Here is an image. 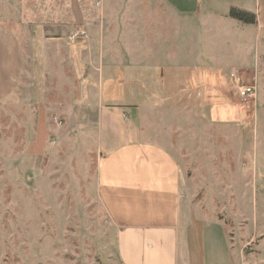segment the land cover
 <instances>
[{
    "label": "rangeland",
    "instance_id": "obj_1",
    "mask_svg": "<svg viewBox=\"0 0 264 264\" xmlns=\"http://www.w3.org/2000/svg\"><path fill=\"white\" fill-rule=\"evenodd\" d=\"M19 3L0 14L24 52L21 84L0 101V264H122L97 161L135 141L179 160L198 242L228 236L264 264L258 22L181 17L155 0ZM248 84L257 94L243 100Z\"/></svg>",
    "mask_w": 264,
    "mask_h": 264
},
{
    "label": "crops",
    "instance_id": "obj_2",
    "mask_svg": "<svg viewBox=\"0 0 264 264\" xmlns=\"http://www.w3.org/2000/svg\"><path fill=\"white\" fill-rule=\"evenodd\" d=\"M155 1L181 17L213 14L236 20L229 17L231 7L244 8L257 14V25L264 31L260 23L264 0ZM0 7L6 9L0 14L23 12L19 0H0ZM23 66L24 52L17 33L0 22V101L16 93ZM187 182L179 160L154 142L125 143L98 158V196L117 228V253L122 264H246L253 261L242 251L236 253L228 236L225 242L215 246L212 245L214 238L198 242L199 234L190 232L196 208Z\"/></svg>",
    "mask_w": 264,
    "mask_h": 264
},
{
    "label": "trees",
    "instance_id": "obj_3",
    "mask_svg": "<svg viewBox=\"0 0 264 264\" xmlns=\"http://www.w3.org/2000/svg\"><path fill=\"white\" fill-rule=\"evenodd\" d=\"M229 17L246 24H256L258 22V16L255 12L235 6L231 7Z\"/></svg>",
    "mask_w": 264,
    "mask_h": 264
},
{
    "label": "built area",
    "instance_id": "obj_4",
    "mask_svg": "<svg viewBox=\"0 0 264 264\" xmlns=\"http://www.w3.org/2000/svg\"><path fill=\"white\" fill-rule=\"evenodd\" d=\"M257 94V89L255 85H242L239 88V95L241 99L248 100L251 98H255Z\"/></svg>",
    "mask_w": 264,
    "mask_h": 264
}]
</instances>
